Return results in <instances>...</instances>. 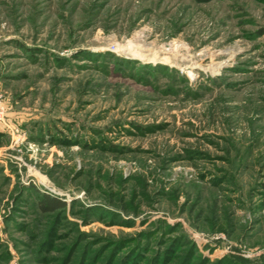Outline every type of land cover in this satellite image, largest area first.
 I'll list each match as a JSON object with an SVG mask.
<instances>
[{
    "label": "rangeland",
    "instance_id": "rangeland-1",
    "mask_svg": "<svg viewBox=\"0 0 264 264\" xmlns=\"http://www.w3.org/2000/svg\"><path fill=\"white\" fill-rule=\"evenodd\" d=\"M0 94V264H264V0H0Z\"/></svg>",
    "mask_w": 264,
    "mask_h": 264
},
{
    "label": "bare ground",
    "instance_id": "bare-ground-1",
    "mask_svg": "<svg viewBox=\"0 0 264 264\" xmlns=\"http://www.w3.org/2000/svg\"><path fill=\"white\" fill-rule=\"evenodd\" d=\"M133 41H134L133 39H129V42L126 41L124 44L118 43V45H117L119 47L126 46V47H133L135 49H138V51H136V52H130V53L123 54V58H126V60L129 59V61L134 60V61H140V62H144V63L146 62V63H150V64L158 63V64H161L163 66L164 65H166L167 67L169 66V68L170 67H174V68L178 67L179 64L177 65L176 63L169 61V58L167 56H162L158 59L154 58V56H156V55L169 53V48L161 47V48H158L155 50L153 48L152 44H149V43L136 44ZM117 48L118 47H115L114 49H110V50L115 51V50H117ZM170 51H171V49H170ZM146 55H149L151 57L153 56L151 61L147 60ZM191 68L197 69V68H199V66L193 65V66H191Z\"/></svg>",
    "mask_w": 264,
    "mask_h": 264
},
{
    "label": "trees",
    "instance_id": "trees-1",
    "mask_svg": "<svg viewBox=\"0 0 264 264\" xmlns=\"http://www.w3.org/2000/svg\"><path fill=\"white\" fill-rule=\"evenodd\" d=\"M60 203H58L55 199H44V203L41 204L42 209H52L58 206Z\"/></svg>",
    "mask_w": 264,
    "mask_h": 264
},
{
    "label": "built area",
    "instance_id": "built-area-1",
    "mask_svg": "<svg viewBox=\"0 0 264 264\" xmlns=\"http://www.w3.org/2000/svg\"><path fill=\"white\" fill-rule=\"evenodd\" d=\"M4 113H5V111H4V106H3V102H2V95L0 94V119L3 118Z\"/></svg>",
    "mask_w": 264,
    "mask_h": 264
}]
</instances>
